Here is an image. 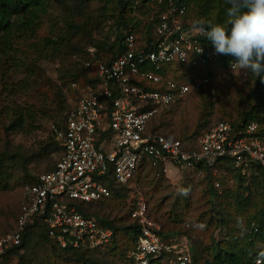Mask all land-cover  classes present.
Segmentation results:
<instances>
[{
    "label": "built area",
    "instance_id": "1",
    "mask_svg": "<svg viewBox=\"0 0 264 264\" xmlns=\"http://www.w3.org/2000/svg\"><path fill=\"white\" fill-rule=\"evenodd\" d=\"M148 3L154 6V38L146 41L126 29L123 52L109 63H98L99 81L77 98L64 128L52 124L62 154L51 170L23 186L14 228L0 236V255L22 245L26 229L38 221L63 249L104 246L113 229L96 215L80 212L76 203H98L111 198L115 189L126 188L136 230L124 264H194L197 246L189 225L186 231H165L137 186V177L148 171L180 193L185 174L216 178L226 162L244 176L257 167L264 171V132L256 121L235 127L221 120L201 132L194 145L149 131L154 118L193 90L211 86L214 94L221 75H248L233 72L234 61L228 68L218 65L219 55L205 46L201 26L184 28L182 0ZM171 69L181 74L191 70L193 76L179 80L171 77ZM153 84L159 89H152ZM215 185L220 187L218 181ZM254 264H264V257Z\"/></svg>",
    "mask_w": 264,
    "mask_h": 264
},
{
    "label": "rangeland",
    "instance_id": "2",
    "mask_svg": "<svg viewBox=\"0 0 264 264\" xmlns=\"http://www.w3.org/2000/svg\"><path fill=\"white\" fill-rule=\"evenodd\" d=\"M113 2L109 0L105 4L95 0L90 3V11L93 12L106 5L107 15L100 19L101 26L94 31L93 39H84L81 49L59 39L61 32L57 26L65 27L64 0L51 1L48 14L41 16L27 31L11 36L8 41L0 40V154L12 160L10 165L15 168L10 187L0 191V236L14 228L23 186L32 181L20 167L15 166L28 162L31 176L54 167L62 154V147L51 129L52 124L61 123L85 88L96 85L97 64L115 56L108 51L109 45L117 39L114 29L116 18L111 17L112 11L117 14ZM50 38L56 40L58 50L52 47ZM98 44H101V49ZM183 73L182 77L187 80L191 70ZM228 75H221L216 80L214 94L190 93L152 120L149 130L190 140L221 120L239 121L251 103L264 98V90H258L250 79H230ZM209 88L211 90V86ZM17 106L35 111L34 126L37 128L20 132L9 130L12 116L8 111ZM135 182L155 216L171 224L194 221L204 209L203 204L209 201L208 184L187 174L180 193L172 190L166 180L156 179L148 171L137 177ZM119 190L124 193L126 188ZM90 211L115 223L119 230L116 243L81 256V253L60 251L53 241L45 240L38 233L29 235L26 246L7 259H1L0 264H124V254L132 245L133 237V233L122 230L130 224L128 198L114 197ZM188 230L195 237V245L202 247L198 231L191 227Z\"/></svg>",
    "mask_w": 264,
    "mask_h": 264
},
{
    "label": "trees",
    "instance_id": "3",
    "mask_svg": "<svg viewBox=\"0 0 264 264\" xmlns=\"http://www.w3.org/2000/svg\"><path fill=\"white\" fill-rule=\"evenodd\" d=\"M51 1L54 0H0V40L8 41L11 36L21 31H27L28 27L34 26L41 16L48 14L51 8ZM93 1L95 0H64L63 17L65 27L57 26L61 32L59 39L73 45L75 49H81L84 39H88L89 41L93 39L94 31L101 26L100 19L107 15L106 5L102 7L103 9L94 12L90 11L89 5ZM96 1L105 4L109 2V0ZM148 1L114 0V12H117V14L113 13V11L110 14L111 17L116 18L114 29L117 33V39L108 48L109 52L114 53L115 56L113 58L123 52L124 31L128 28H132L138 37L143 40L148 41L154 38L152 37L155 23L152 19L154 6L149 4ZM182 3L186 7V14L182 18V21L184 28L187 30L199 26L207 27L208 21L212 23H224L227 18L226 11L230 7L228 0H182ZM201 21L205 23L201 25ZM49 42L56 50L59 49L55 39L50 38ZM204 44L214 49L211 41L207 38ZM98 47L101 49V44H98ZM218 55V65L221 68H228L231 62L234 61V57L232 56ZM110 60L103 63H109ZM206 73L210 74L211 72L207 70ZM228 76L230 79H250L255 83L258 90H264V73L257 78L250 74L246 78L236 74H229ZM187 80L190 79L187 78ZM97 81H99L98 64L96 66ZM89 83L92 82L90 81ZM152 89H159V85L153 84ZM196 91L206 92L211 95L209 86H204ZM262 92L264 95V91ZM8 113L12 116L9 130L20 132L30 128H37L34 126V123H36V113L32 108L17 106L10 109ZM66 115L63 118L64 120L58 124L62 128H64ZM227 121L231 122L235 127L240 126L242 123L256 121L264 132V98L262 100L257 99L254 103H251L248 109L243 111L239 121ZM167 136L175 138L170 135ZM56 140L61 146L60 141L57 138ZM183 140H189V138H183ZM11 162L12 160L0 154V191L9 188L14 177L15 168L11 166L12 164L10 165ZM28 164V162L26 164L21 163L15 167H20V170L24 174L32 178L30 183L36 182L38 175L31 176ZM224 166L225 171L218 177L212 178L207 175L204 178L198 179L208 184L209 201L203 204L204 209L200 212V216L202 218L205 217L204 219L199 218V216L192 222L176 225L175 223L171 224L166 220L163 221L156 217L163 225L165 231L174 233L186 231L187 224L198 231L202 247H197L194 252V264H254L257 257H264V171L257 167V170L251 176H244L239 169L233 168L229 162H226ZM216 181L220 183L219 188L215 185ZM122 196L126 195L122 191L115 189L114 195L111 198L98 203H76L80 212L96 215L104 225L113 229L114 234L111 241L104 246L94 250L63 249L48 236L45 224L42 221H38L26 229L22 245L0 255V260L7 259V256L15 252L18 253L26 246L27 237L38 233L45 240L53 241L60 251L73 254L81 253V256L104 249L109 244L116 243L118 241L119 230L115 223L105 216L90 211V209L105 201L112 200L114 197L118 199ZM130 213L131 208L129 207L130 224L122 230L134 233L136 223L131 218ZM153 215L155 214L153 213ZM217 232L221 233L220 237L217 236ZM129 248L126 250L124 258Z\"/></svg>",
    "mask_w": 264,
    "mask_h": 264
},
{
    "label": "clouds",
    "instance_id": "4",
    "mask_svg": "<svg viewBox=\"0 0 264 264\" xmlns=\"http://www.w3.org/2000/svg\"><path fill=\"white\" fill-rule=\"evenodd\" d=\"M228 3L226 21H208L207 27L201 26L200 34L211 41L217 54L234 57L233 72L238 70L257 78L264 73V0Z\"/></svg>",
    "mask_w": 264,
    "mask_h": 264
},
{
    "label": "crops",
    "instance_id": "5",
    "mask_svg": "<svg viewBox=\"0 0 264 264\" xmlns=\"http://www.w3.org/2000/svg\"><path fill=\"white\" fill-rule=\"evenodd\" d=\"M172 70V69H171ZM172 72V75H171V77H174V78H176V79H179V80H183V81H187L184 77H182L183 76V74H181V72L179 71V69L178 70H176V69H174V70H172L171 71ZM186 75V74H185ZM193 76V74H191L190 75V77H192ZM196 76V75H195ZM181 78H183V79H181ZM188 78V77H187ZM97 83V82H96ZM194 91H196V90H193L192 92H194ZM191 92V93H192ZM190 94V93H189ZM188 94V95H189ZM187 95V96H188ZM186 96V97H187ZM179 101V100H178ZM178 101H176L174 104H172L168 109H170L171 107H173ZM167 110V109H166ZM162 114V113H161ZM160 114V115H161ZM159 115V116H160ZM156 118H158V116L156 117ZM155 119V118H154ZM151 123H152V121L150 122V124H149V126L151 125ZM150 132H157V133H159L158 131H153V130H149ZM203 131H206V130H202L201 132H203ZM201 132H199L198 134H197V136H195V137H193L192 139H190V140H183V139H180V138H177V139H180V140H183L185 143H187L188 145H194V143H195V140L198 138V136H199V134L201 133ZM160 134H162V133H160ZM164 135H166L167 136V134H164Z\"/></svg>",
    "mask_w": 264,
    "mask_h": 264
}]
</instances>
